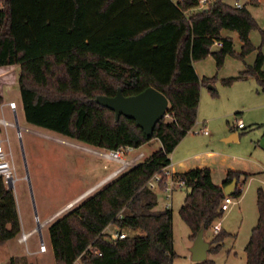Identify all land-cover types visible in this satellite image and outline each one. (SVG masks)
I'll return each instance as SVG.
<instances>
[{
	"label": "trees",
	"instance_id": "trees-1",
	"mask_svg": "<svg viewBox=\"0 0 264 264\" xmlns=\"http://www.w3.org/2000/svg\"><path fill=\"white\" fill-rule=\"evenodd\" d=\"M253 29L260 32L258 46L249 37ZM224 30L237 33L239 51ZM263 43L264 29L248 8L225 0H208L203 7L198 0H0V57L11 56L19 65L26 122L110 149L138 147L151 138L161 142L48 224L56 264H75L76 259L83 264H174L171 209H155L156 195L146 181L169 164V153L196 121L201 86L216 78L199 76L193 61L211 53L220 67L227 54L243 58L256 48L252 64L221 82L229 85L253 75L264 87ZM213 45L218 50L212 52ZM147 86L165 94L169 104L168 115L156 122L151 137L134 119H116L94 99L97 94L113 95L118 87L130 95ZM209 90L216 95L214 87ZM175 174L187 188L178 211L191 239L222 215L224 185L236 179L231 195L240 196L251 175L230 168L218 184L207 166ZM256 205L257 221L244 247L246 264H264L261 185ZM109 223L141 232L108 237L104 228ZM20 228L15 196L0 175V244ZM226 234L222 228L214 234L208 251H218ZM4 264L22 263L11 256ZM195 264H213V259Z\"/></svg>",
	"mask_w": 264,
	"mask_h": 264
},
{
	"label": "rangeland",
	"instance_id": "rangeland-1",
	"mask_svg": "<svg viewBox=\"0 0 264 264\" xmlns=\"http://www.w3.org/2000/svg\"><path fill=\"white\" fill-rule=\"evenodd\" d=\"M225 1L233 3L234 0ZM239 1L244 2V0ZM246 6L254 11L251 2L248 1ZM254 12L256 13V11ZM225 32L230 34L235 31L225 30ZM19 70L18 64H12L10 61L0 62V94L2 95L0 104H3L4 115L9 120H14L15 123L14 126L7 128L15 175L17 176L13 186L10 188L15 196L20 214L21 231L22 229L28 230L36 225V217L39 220H43L46 216L52 214L56 209L63 206L66 201L74 198L87 187L104 177L111 169L118 166L119 163L85 151L79 146L61 142L55 137H64L78 144H87L85 142L62 136L52 130L26 122L18 86ZM214 86L217 91L223 89L222 83L219 81ZM219 98L218 95L205 94L204 98L200 100L198 106L199 115L195 124L190 129L189 137L201 146L208 143L209 148L214 149L219 157H223L221 163L252 167V161L248 158L254 144L258 143L263 128L254 124L251 121L252 119L243 116L242 120L248 126L240 130L244 131L239 135L240 141L234 144V142L225 141L224 139L219 140L222 131L230 128L231 121L235 116L230 102L224 108H215L214 102L218 101ZM9 100L16 102L15 111H12L7 105L6 102ZM15 115L19 129L16 126ZM201 116L208 118L205 123L209 129V135L193 132L194 128L200 125V122L197 121ZM252 116L255 118L253 119L254 122L255 120L257 122L262 121L264 110H260V112ZM151 144L146 143L140 147H136L135 151L141 150L146 156L149 154L151 148L157 144V140H153ZM92 147L94 146L92 145ZM217 166L215 170H217ZM93 167L97 168V172H93L95 170H92ZM215 172V179L220 180L217 177V171ZM261 173L264 178V172ZM259 185L261 183L257 180L249 182L246 180L242 186L240 196L231 195L235 202L227 210H224L220 217L221 228L227 234L223 238L218 251H207V258H212L213 264H246L244 247L258 217L256 189ZM152 190L156 195V208H164L165 203L169 199L166 197V191L157 184L152 187ZM186 191L187 188L184 186L174 188L170 198L169 207L172 212L173 249L176 253L173 258L174 264H195V261L191 258L190 251V246L193 242V239L189 237L190 228L181 218L178 211ZM35 211L37 215H35ZM52 220L43 224L40 232L37 231L30 234L25 243L17 241L19 231L13 238L1 244L0 264L5 263V258H7L10 252L25 251L26 247L28 249H38L41 237L48 248L45 252L48 257V264H56L54 255L49 247L50 239L46 227ZM116 229V225L110 223L106 231ZM123 230L126 234L141 232L131 228H123ZM216 233L212 230L211 225L210 228L204 231V239L210 241ZM50 257H52V260H50Z\"/></svg>",
	"mask_w": 264,
	"mask_h": 264
},
{
	"label": "crops",
	"instance_id": "crops-1",
	"mask_svg": "<svg viewBox=\"0 0 264 264\" xmlns=\"http://www.w3.org/2000/svg\"><path fill=\"white\" fill-rule=\"evenodd\" d=\"M248 1L253 4L254 11H256L257 14L253 11V9L246 6V3ZM231 4H233V3H231ZM243 5H245L248 8V10L252 14V16L257 21L259 27L264 29V0H244ZM223 34L231 36L234 49L236 51H239L240 46H241V41H240L237 33L233 32V33L227 34L224 30ZM249 37L255 46L259 45V43H260V32L258 29L251 30L249 32ZM260 50L264 54V43L260 46ZM256 53H257V49L255 48L252 51H250L249 53H247L243 58H239V57H235V56H232L230 54H227L224 58L223 64L220 67L216 66L214 56L211 53L202 59L193 61L194 68H195V70L199 76L215 75V77H216L213 84L208 83L206 85L201 86L199 104H200V100L202 98H204L205 94L212 95L210 93L209 89H211L212 87L215 88L214 84L216 82H218V81L221 82V79L224 77L236 75L239 73V71L245 69L246 65L252 64L254 59H255ZM2 60H8V61L12 62V64H17L14 62V59L11 56L0 57V61H2ZM262 69L264 71V60L262 63ZM222 86H223V89H221L219 91L216 90V95H218L222 99L219 98L218 101L214 102L215 108H220V109L224 108V106H226L230 102L231 106L233 107L232 109L235 112V115H237L241 119H243L242 118L243 116H245L248 119H252L251 121L254 124H256L257 126H262V128H263L262 132L260 133L258 143L254 144L253 150L250 153L249 158H248L249 160L252 161L253 166L252 167H246V166H237L235 164L221 163L223 157L222 158L219 157L218 153L214 149L209 148L208 143L201 146L198 142H195L193 139H191L189 137L190 136V130H189L178 141V143L174 146L172 151L169 153L170 162L167 165V167H168V169H170L171 171L176 173V172L185 171V170L190 169V168L195 167V166H207L210 168L211 178H212L213 182L218 183V184H220L222 182L227 169H230V168L231 169H238V170H242V171H246V172L251 173V175L247 178L248 182L252 181V180H257L258 182L261 183L262 187L264 188V178H263V175L261 173V172H264V118L262 121L257 122L255 120V122H254L253 119H255V118H253V116H252L255 113L260 112V110H264V87L259 85L256 77L253 75H249L248 77H246L244 79H236L229 85H224L222 83ZM216 95H212V96H216ZM199 104H198V106H199ZM198 115H199V113L197 110V117H198ZM197 117H196V119H197ZM204 117L205 116H201L199 118V120L197 121V122H200V125H198V127L194 128V130H193L194 133H199L202 135H209L210 134L209 129L205 123L208 118H204ZM242 121L244 122V126L238 127L235 120L233 119L231 121L232 123L230 125V128L229 129L226 128L224 131H222V135L219 137V140L224 139L225 141H231V142H234V144L235 143L237 144L240 141L239 135L242 132H244V131H240V130H242V129L246 128V126H248V124L245 123L244 120H242ZM227 123H229V121H227ZM203 127H206L208 129L207 133L199 131V129L203 128ZM60 135H62V134H60ZM62 136H65V135H62ZM65 137H68V136H65ZM55 138H58V137L56 136ZM62 138H64V137H62ZM69 138H71V137H69ZM153 140H157V144H155V146H153V148H151L150 152H152L153 150L157 149L161 145V142L158 138H151L149 141L141 144L140 146H142L146 143L151 144V142H153ZM140 146H138V147H140ZM151 146H152V144H151ZM139 151H141V150H139ZM216 165H218L217 170H215ZM113 169H115V167ZM113 169H111L108 173H110ZM92 170H94L93 172H95V171L97 172L96 167H93ZM215 171H217V177L220 180L215 179V173H216ZM97 182H95V183H97ZM94 184H92V185H94ZM238 184H239V182H238ZM92 185H90L89 187H91ZM89 187H87L85 190H87ZM181 187H183V186H181ZM85 190H83L82 192H84ZM82 192H80V193H82ZM78 195H76V196H78ZM171 196H172V192H171ZM74 198L66 201L65 204L68 203L69 201H72ZM16 206H17V204H16ZM63 206L56 209L53 213H55L57 210H59ZM165 207H166V203H165ZM155 209H159V208H156V205H155ZM17 212H18V208H17ZM52 214H50V215H52ZM50 215H48V216H50ZM18 216H19L20 225H21V218H20L19 212H18ZM48 216H46L44 219H46ZM46 227H48V226H46ZM6 241H8V239L5 240L4 242H6ZM41 241H43L42 237H41ZM3 243H1V244H3ZM45 247H46L45 250H39V248L38 249H28L26 247L25 251L20 250L17 252H10L9 255L7 256V258H5L6 259L5 262L9 259V257L16 256V257H18V259L20 260V262L22 264H48V257L46 256V253H45L48 250L46 244H45ZM49 247L53 253L50 240H49ZM50 260H52V257H50ZM54 261H55V258H54Z\"/></svg>",
	"mask_w": 264,
	"mask_h": 264
},
{
	"label": "built area",
	"instance_id": "built-area-1",
	"mask_svg": "<svg viewBox=\"0 0 264 264\" xmlns=\"http://www.w3.org/2000/svg\"><path fill=\"white\" fill-rule=\"evenodd\" d=\"M176 1V0H174ZM208 0H198V7H203ZM234 6L240 7L243 5L242 2L239 0H234L233 2ZM215 45H221L220 40H215L214 41ZM9 108L12 111L16 110V102L14 100H9L6 102ZM3 105V104H2ZM2 105L0 104V175L2 176L4 180V184L9 187V185L12 187L14 181L16 180L17 176L15 175V168H14V163L12 159V154L9 146V136L7 133V128L9 126H14V120H9L3 112ZM165 115H168V112L166 111ZM164 115V116H165ZM234 120L237 124L238 127H243L244 122L242 121L241 118H239L237 115L234 116ZM16 122V121H15ZM200 132L207 133L208 129L206 127L200 128ZM57 140L69 144H73L76 146L81 147L85 151L92 152L98 156L110 159L112 161L118 162L119 165L115 167L110 173H108L105 177L100 179L97 183L89 187L87 190L84 192L80 193L78 196H76L72 201H69L66 203L62 208L57 210L55 213L52 215L48 216L44 220H39L38 217H36V225L32 226L28 230L22 229L17 236V241L21 243H25L27 238L29 237L30 234L34 232H40L39 228L46 222L54 219L56 216L60 215L62 212L66 211L67 209L71 208L76 202L80 201L83 199L85 196L88 194L92 193L96 189H98L100 186H102L104 183L118 175L120 172L125 170L127 167L135 164L139 160L145 157V154L143 151H135L136 147L131 146V145H126V146H120L117 148H105V147H97L90 144H78L73 141L67 140L66 138L58 137L56 138ZM128 155V156H127ZM168 165V164H167ZM167 165L163 166L161 169L153 173L149 179L146 181V185L150 188L154 187L156 184L161 185V187L166 191V197L169 198L166 202V206H170V198H171V192L174 188L181 187L184 185V180L180 177H177L175 172L171 171L168 169ZM235 201L231 197V194H225L223 199L220 202V209L223 212L224 210H227L231 204H233ZM221 215H216L213 218V221L211 223L212 225V230L214 232H218L221 229V221H220ZM37 222L39 223V228L37 226ZM110 224V223H109ZM108 224V225H109ZM107 225V226H108ZM104 228V232H106V235L108 237L112 238H122L127 235L123 229H116L113 231L107 230ZM211 227V226H210ZM108 232V233H107ZM45 244L43 241L40 242L39 244V250H45ZM96 251V250H94ZM75 264H83L81 263L78 259L75 260Z\"/></svg>",
	"mask_w": 264,
	"mask_h": 264
},
{
	"label": "water",
	"instance_id": "water-1",
	"mask_svg": "<svg viewBox=\"0 0 264 264\" xmlns=\"http://www.w3.org/2000/svg\"><path fill=\"white\" fill-rule=\"evenodd\" d=\"M218 50V47L213 45L211 51ZM95 101L108 107L114 112L115 118L120 115L130 117L135 120V123L143 130L146 137H151L154 126L160 120L168 109V98L161 91L153 86H147L143 90L130 95H124L121 88L118 87L115 94H97ZM17 129L19 125L15 115ZM28 177V175H26ZM236 184V179L224 185L225 194H231ZM9 187H11L9 185ZM35 215H37L35 211ZM39 228V223L37 222ZM40 231V228H39ZM203 229H200L190 246L191 258L194 261H200L207 258L209 241L204 239Z\"/></svg>",
	"mask_w": 264,
	"mask_h": 264
}]
</instances>
